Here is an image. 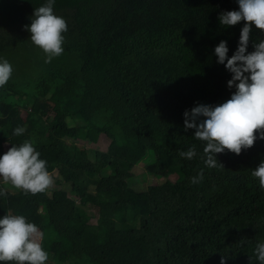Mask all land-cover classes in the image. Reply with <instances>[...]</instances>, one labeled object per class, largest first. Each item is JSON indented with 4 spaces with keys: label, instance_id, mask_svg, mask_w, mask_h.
<instances>
[{
    "label": "trees",
    "instance_id": "1",
    "mask_svg": "<svg viewBox=\"0 0 264 264\" xmlns=\"http://www.w3.org/2000/svg\"><path fill=\"white\" fill-rule=\"evenodd\" d=\"M46 3L0 0V60L13 68L0 87V156L34 141L68 191L33 195L0 178V218L35 223L46 264H220L222 256L226 264H259L264 188L252 172L264 161V140L240 155L217 154L224 168H209L205 142L184 130L186 110L221 104L235 91L215 47L227 41L229 58L237 50L244 22L218 20L239 10L237 0H55L68 30L63 53L49 63L25 28ZM260 40L264 32L253 25L247 51ZM101 134L110 143L93 158L76 143ZM192 145L197 156L185 161L179 153ZM139 163L176 179L138 191ZM201 169L203 180L191 183ZM86 204L99 208L96 223Z\"/></svg>",
    "mask_w": 264,
    "mask_h": 264
},
{
    "label": "clouds",
    "instance_id": "2",
    "mask_svg": "<svg viewBox=\"0 0 264 264\" xmlns=\"http://www.w3.org/2000/svg\"><path fill=\"white\" fill-rule=\"evenodd\" d=\"M55 0L34 9L30 25V39L46 54V63L63 51L64 35L68 30L64 18L54 14ZM239 10L221 12L218 17L223 27L235 26L241 21L237 50L229 58L227 41L215 47L217 63L225 65L232 74L228 87L235 88L230 99L218 105L197 104L184 112V130L194 129V137L205 142L204 163L209 168H224L217 154L225 150L240 155L252 148L257 139L264 140V40L253 43L254 51L248 52L252 26L264 32V0H237ZM226 62V63H225ZM13 68L8 60H0V87H4L12 76ZM25 128L18 126L14 135L20 136ZM181 157L193 159L196 146L179 153ZM264 188V161L252 172ZM0 178L14 188L33 195L43 193L54 185V178L47 170V162L40 159L34 141L26 140L19 147L11 146L0 156ZM203 180V169L191 179L196 184ZM6 192L0 190V196ZM43 234L35 223L28 222L23 215H5L0 218V262L13 264H46L49 254L42 247ZM254 254L259 264H264V242L258 243ZM222 256L220 264H226Z\"/></svg>",
    "mask_w": 264,
    "mask_h": 264
},
{
    "label": "rangeland",
    "instance_id": "3",
    "mask_svg": "<svg viewBox=\"0 0 264 264\" xmlns=\"http://www.w3.org/2000/svg\"><path fill=\"white\" fill-rule=\"evenodd\" d=\"M28 81L31 80V77L28 76L27 77ZM36 91V89H35ZM31 92L32 96L34 97V92ZM71 125H77L79 123H81V120L79 119H73L70 121ZM76 143L78 145L79 148H85L88 151V154L90 157H94L95 152L96 151H106L109 143H110V139L104 135L101 134L99 137V140L96 143H92L88 140H84V139H77ZM184 160L186 161V158H184ZM189 160V159H188ZM135 174H136V178L134 179L133 183H137L134 185V187L136 188V190L138 191H146L148 189V187L150 186H155V185H160L166 181H171V180H175L176 179V175L172 174L171 172L168 173H164V174H160V175H152L149 173H145V165L143 163H139L137 164L134 168H133ZM58 188H63V189H67L68 188L66 186H61L56 184L55 180H54V185L48 189L49 193L54 190V189H58ZM93 190H95V187H92ZM69 195L76 199L73 195H71L69 193ZM82 209H84V211L90 215L91 217V223H96L99 217V208L97 206H93L91 204H86V205H82L81 206ZM47 263H50V261H47Z\"/></svg>",
    "mask_w": 264,
    "mask_h": 264
}]
</instances>
